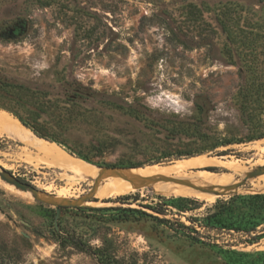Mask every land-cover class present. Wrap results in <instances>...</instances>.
<instances>
[{
    "label": "rangeland",
    "instance_id": "rangeland-1",
    "mask_svg": "<svg viewBox=\"0 0 264 264\" xmlns=\"http://www.w3.org/2000/svg\"><path fill=\"white\" fill-rule=\"evenodd\" d=\"M0 83L28 89L1 101L53 139L44 141L101 170L220 159L121 204L114 199L122 196L107 197L110 182L98 190L103 181L76 183L59 169L35 167L27 160L34 151L0 135V259L226 264L205 245L212 243L264 253V238L252 243L264 227L244 235L192 221L235 195H264V0H0ZM196 171L222 174V182L198 183ZM102 208L150 217L94 210Z\"/></svg>",
    "mask_w": 264,
    "mask_h": 264
},
{
    "label": "bare ground",
    "instance_id": "bare-ground-1",
    "mask_svg": "<svg viewBox=\"0 0 264 264\" xmlns=\"http://www.w3.org/2000/svg\"><path fill=\"white\" fill-rule=\"evenodd\" d=\"M0 135L16 141L34 151L36 156L29 157L27 160L30 163L35 161V167L38 164H42L47 168L59 169L63 171L65 175H67V173L71 174L76 183L87 181L88 179L103 181L104 184L101 185L98 190H102L105 184L110 182L111 187L107 193V197L125 196L158 181L185 179L184 175H186L187 172L213 166L219 164L220 161L218 158L198 156L176 161L172 165L166 167L152 166L143 170H121L124 176H119V173L115 174L111 171H101L96 167L69 156L68 153L57 145L36 137L31 130L23 126L17 119L6 112H0ZM233 164L235 166V163ZM232 167L233 166H231V168ZM235 168L237 167L235 166ZM221 175L222 174L210 173L207 171H196L191 177L198 183L217 185L222 182L220 178ZM68 176L71 177L70 175Z\"/></svg>",
    "mask_w": 264,
    "mask_h": 264
},
{
    "label": "trees",
    "instance_id": "trees-1",
    "mask_svg": "<svg viewBox=\"0 0 264 264\" xmlns=\"http://www.w3.org/2000/svg\"><path fill=\"white\" fill-rule=\"evenodd\" d=\"M11 92L17 93L19 95H24L29 91L28 89H24L22 86L0 83V109L7 111L12 116H14L23 126L31 130L35 134V136L38 137L39 139L43 138L42 140L47 139L49 141H53V139L45 137L37 131L35 127V123L30 119V117H25L21 115V111H19L14 107H9L8 105H5V103L1 101L3 95H6ZM81 158L84 159L85 161H88L86 157H81ZM154 184H168V183L162 182V183H154ZM150 188L156 194L166 197L165 193L158 191L154 187H150ZM171 197L188 198L182 195H174ZM129 200H130L129 196L116 197L114 199V203L125 204ZM177 201L178 199H173L172 201L168 202L167 204H164L163 206L164 207L172 206V204H174ZM145 208L150 209L156 213L163 214L162 213L163 211L161 209H158L157 207H145ZM176 208L181 212H186L188 210H191L182 207L180 205H177ZM94 210L117 211L120 214L117 215L116 218L122 220H129L130 218L150 217V215H148L147 213L137 209L102 208V209H94ZM192 221L194 223H197L198 226L208 231L228 232V233L233 232L244 235H250L256 233L258 229L264 227V195L263 194L235 195L229 198L228 200L217 202L213 207V210L207 213L201 220L193 219ZM180 227L182 229H187V227H184L183 225H180ZM187 237L192 243L205 244L195 237H191L189 235H187ZM262 238H264V229L261 230V233L259 235H254L252 237V243ZM70 243L77 247L83 248V245L75 241V239H71ZM205 245H207L216 254H218L225 261L226 264H264V253H260L257 254L256 256H253L251 254L239 252L236 250L224 249L214 243L205 244ZM1 246L3 247L1 248V252H4L6 245H1ZM15 256L17 259L19 257L18 253L14 255L13 258H15ZM9 258L10 259H8V261L11 262L10 260L12 257ZM0 264H8L5 257H1Z\"/></svg>",
    "mask_w": 264,
    "mask_h": 264
},
{
    "label": "water",
    "instance_id": "water-1",
    "mask_svg": "<svg viewBox=\"0 0 264 264\" xmlns=\"http://www.w3.org/2000/svg\"><path fill=\"white\" fill-rule=\"evenodd\" d=\"M98 169H99V168H98ZM129 169H137V168H128V169H122V170H129ZM100 170H101V169H100ZM101 171H111V172L117 174V173H118L119 171H121V170H101ZM119 176H120V175H119ZM1 179L4 180V181H6V182L9 183V184H12L13 186H15V188L20 189V190H22V191H24V190L30 188V186H29L28 184H26V183H24V182H22V181H20V180H18V179H8V178L5 177V176H1Z\"/></svg>",
    "mask_w": 264,
    "mask_h": 264
}]
</instances>
